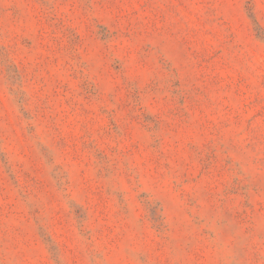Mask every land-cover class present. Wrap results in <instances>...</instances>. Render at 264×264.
<instances>
[{"label": "rangeland", "instance_id": "374dc122", "mask_svg": "<svg viewBox=\"0 0 264 264\" xmlns=\"http://www.w3.org/2000/svg\"><path fill=\"white\" fill-rule=\"evenodd\" d=\"M0 264H264V0H0Z\"/></svg>", "mask_w": 264, "mask_h": 264}]
</instances>
